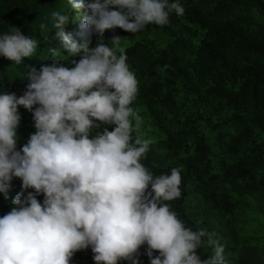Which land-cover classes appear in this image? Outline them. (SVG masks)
<instances>
[{
    "label": "trees",
    "instance_id": "trees-1",
    "mask_svg": "<svg viewBox=\"0 0 264 264\" xmlns=\"http://www.w3.org/2000/svg\"><path fill=\"white\" fill-rule=\"evenodd\" d=\"M0 264H264V0H0Z\"/></svg>",
    "mask_w": 264,
    "mask_h": 264
},
{
    "label": "clouds",
    "instance_id": "clouds-1",
    "mask_svg": "<svg viewBox=\"0 0 264 264\" xmlns=\"http://www.w3.org/2000/svg\"><path fill=\"white\" fill-rule=\"evenodd\" d=\"M74 3H76L75 4V7L76 8H80L79 6L81 5V4H79V3H77V2H73L72 3V5L74 4ZM72 5H71V9H72ZM76 12H77V9L75 10V14H76ZM74 13V12H73ZM47 45H48V47H49V50H48V52L51 50V49H58L59 48V44H58V42H55V41H53V40H51V39H48L47 38ZM49 41H51V42H49ZM53 42L55 43V44H53ZM46 47H44V49H45ZM47 52V53H48ZM40 63H42V62H40Z\"/></svg>",
    "mask_w": 264,
    "mask_h": 264
},
{
    "label": "rangeland",
    "instance_id": "rangeland-1",
    "mask_svg": "<svg viewBox=\"0 0 264 264\" xmlns=\"http://www.w3.org/2000/svg\"><path fill=\"white\" fill-rule=\"evenodd\" d=\"M75 4H76V3H74V4L72 5V12H74V13H75V10H76ZM49 42H51V41H49ZM129 43H130L129 40H126V41H125V45H128ZM53 44H55V43L53 42ZM44 53H47V48L44 49Z\"/></svg>",
    "mask_w": 264,
    "mask_h": 264
},
{
    "label": "bare ground",
    "instance_id": "bare-ground-1",
    "mask_svg": "<svg viewBox=\"0 0 264 264\" xmlns=\"http://www.w3.org/2000/svg\"><path fill=\"white\" fill-rule=\"evenodd\" d=\"M62 38V37H61Z\"/></svg>",
    "mask_w": 264,
    "mask_h": 264
}]
</instances>
